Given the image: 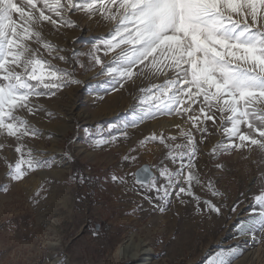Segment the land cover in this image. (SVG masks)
Listing matches in <instances>:
<instances>
[{
    "label": "rangeland",
    "instance_id": "obj_1",
    "mask_svg": "<svg viewBox=\"0 0 264 264\" xmlns=\"http://www.w3.org/2000/svg\"><path fill=\"white\" fill-rule=\"evenodd\" d=\"M66 16L75 26L57 30L45 22L40 29L57 52L50 56L41 45L32 46L79 83L67 85L55 96L33 97L34 114L18 113L38 130L37 136L21 141L25 152L31 149L47 164L21 182L11 180L5 158L14 163L18 145L14 138L0 136L5 145L0 149V264H137L148 255L153 264H209L233 248L242 250L234 264H264V235L257 231L253 239L241 234L254 197L264 192V151L217 148L228 143L223 128L230 126L218 113L215 124L208 122V133L196 131L186 117L155 108L154 116L141 119L151 107L141 103L142 89L163 84L172 73L149 76L141 73L143 65H137L131 80L109 75L107 68L120 67L115 62L119 49L105 55L100 41L108 38L115 23L99 14ZM94 45L100 46L99 51ZM90 53L102 63H95ZM58 55L66 59L53 58ZM114 94L118 98L108 102ZM189 131L197 147L192 171L200 181L191 183L192 195L188 156L172 159L186 150L176 146L187 144L183 133ZM145 163L155 171L157 187L167 184L161 174L165 168L175 173L183 164L167 203L150 183L136 182L135 172ZM113 175L124 182L113 181ZM214 191L222 195H213ZM157 204L165 211L160 212ZM124 246L140 253L139 258L123 256Z\"/></svg>",
    "mask_w": 264,
    "mask_h": 264
},
{
    "label": "snow or ice",
    "instance_id": "obj_2",
    "mask_svg": "<svg viewBox=\"0 0 264 264\" xmlns=\"http://www.w3.org/2000/svg\"><path fill=\"white\" fill-rule=\"evenodd\" d=\"M70 12H83L90 18L99 14L115 23L108 38L100 41L105 55L119 49L115 62L120 67L107 68L109 75L117 73L121 79L131 80L137 75L133 71L137 65H143L141 73L149 76L172 73L163 84L142 89L141 103L151 107L141 119L155 112L176 114L186 117L196 131L208 133V122L215 124L218 113L230 126L223 128L228 143L217 148L225 152L246 147L264 151V0H0V136L14 138L18 145L14 151L19 154L14 163L5 158L11 180L21 182L29 172L47 164L31 149L25 152L21 141L37 136L38 130L18 113L26 110L34 114L33 97L55 96L67 85L79 83L32 46L41 45L50 56L57 52L40 29L45 22L57 30L75 26L66 16ZM99 47L94 45L97 51ZM90 55L95 63H102L99 56ZM53 58L66 59L62 55ZM183 135L187 144L176 147L186 150L172 159L178 156L182 161L188 156V194L192 195L191 183H200L192 171L197 147L191 131ZM4 147L0 144V149ZM128 159L135 157H125ZM183 170V164L175 173L165 168L161 174L167 184L160 187L155 178L150 182L164 203ZM135 175L136 182L143 183L139 173ZM117 179L124 182L123 177L112 176L113 181ZM213 195L222 193L214 191ZM205 203L220 213L219 207ZM254 205L250 219L241 225V234L256 239L257 231L264 235V192L254 197ZM156 207L165 211L161 204ZM240 254L242 250L233 248L219 253L209 264H234Z\"/></svg>",
    "mask_w": 264,
    "mask_h": 264
},
{
    "label": "water",
    "instance_id": "obj_3",
    "mask_svg": "<svg viewBox=\"0 0 264 264\" xmlns=\"http://www.w3.org/2000/svg\"><path fill=\"white\" fill-rule=\"evenodd\" d=\"M137 173H139V177L143 181V183H139V184H143V185H148L150 181L155 177V171L153 170L151 165L148 163L141 165L136 170L135 174ZM135 178L137 180L136 175H135Z\"/></svg>",
    "mask_w": 264,
    "mask_h": 264
},
{
    "label": "bare ground",
    "instance_id": "obj_4",
    "mask_svg": "<svg viewBox=\"0 0 264 264\" xmlns=\"http://www.w3.org/2000/svg\"><path fill=\"white\" fill-rule=\"evenodd\" d=\"M111 98H115V99H117L118 98V96L117 95H112L111 97H109L107 100H108V102H110L109 101V99H111ZM132 243V242H131ZM130 244V243H129ZM131 245V244H130ZM132 246V245H131ZM130 246V247H131ZM131 249V248H130ZM121 250V249H120ZM119 250V251H120ZM122 250H123V252H122ZM122 250H121V252H122V255L123 256H128V258L129 257H131V258H133V259H135L136 260V258L138 257L139 258V254L140 253H132L131 251H129L128 249H127V246H124V247H122ZM143 253V252H142ZM153 262V257L151 256V255H148V256H146V257H144L142 260H140V262H138L137 264H153L152 263ZM136 264V263H135Z\"/></svg>",
    "mask_w": 264,
    "mask_h": 264
}]
</instances>
